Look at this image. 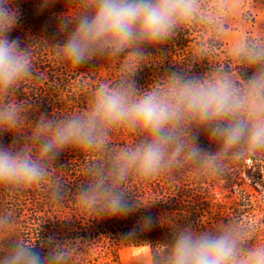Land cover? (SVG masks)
Returning a JSON list of instances; mask_svg holds the SVG:
<instances>
[{"label": "clouds", "instance_id": "9594fccd", "mask_svg": "<svg viewBox=\"0 0 264 264\" xmlns=\"http://www.w3.org/2000/svg\"><path fill=\"white\" fill-rule=\"evenodd\" d=\"M53 2L40 0V6ZM243 7L244 0H68L60 25L65 41L43 43L73 68L96 59L123 63L84 110L41 116L28 127V107L16 93L34 72L32 44L22 47L19 38H9L21 14L13 0H0V133H19L24 141L0 145V264H74L81 252L78 241L49 236L38 245V236L32 241L17 234L18 213L9 205L36 186L46 188L54 204L71 194L83 212L104 219L143 206L134 185L187 170L198 178H223L250 159L264 162V35H241L224 59H215L236 14L242 13L240 23L251 19ZM193 32L199 38L187 60L189 70L137 87L133 77L151 59L147 48ZM203 61L207 72H190ZM119 133L128 134L131 143L115 145ZM201 134L215 147H203ZM73 150L88 157L75 193L54 167L62 153ZM151 226V217L140 224L142 230ZM170 226V242L147 243L146 264H264L256 223ZM124 243H134L131 234Z\"/></svg>", "mask_w": 264, "mask_h": 264}, {"label": "trees", "instance_id": "16d2710c", "mask_svg": "<svg viewBox=\"0 0 264 264\" xmlns=\"http://www.w3.org/2000/svg\"><path fill=\"white\" fill-rule=\"evenodd\" d=\"M13 6L19 9L21 19L9 33V38H19L22 47L32 44L33 50L34 72L16 93L17 100L26 103L28 107V127L35 124L41 116L60 117L84 110L96 88L102 83H110L113 78H84L86 64L79 68L65 65L48 46L62 44L66 39L67 32L61 31L60 25L61 17L68 8V0H54L45 8H41L40 0H13ZM261 35H264V27ZM190 37L191 35L179 34L163 45L147 48L151 59L142 64L134 75L137 87L145 89L167 74L189 70L187 60L193 46ZM178 54L179 61L175 59ZM222 54L220 48L215 59H224ZM99 60L96 59L95 63ZM114 61L121 67L123 61ZM120 67L116 73H119ZM208 70V62L203 61L192 64L190 72L202 74ZM131 139L128 134L119 133L114 137L113 143L119 146L131 143ZM23 142L22 134L0 133V145L15 143L20 146ZM199 143L205 148L215 147L209 144L206 134L200 135ZM87 159L84 153L73 150L62 153L54 163L56 174L63 178L71 193H75L78 184L83 182L82 168ZM160 179V184L153 185L152 188L156 198L161 199L154 210L152 226L146 230L140 228L141 222L134 217L139 207L127 216L114 217L116 220L109 221L106 226L102 223L107 222L108 218H96L95 224L84 228L83 221L88 214L78 207L71 194L64 200L65 206L60 205V210L50 200L44 207L38 202L27 206V211L33 216L30 223L24 222L21 200L11 207L18 213L17 225H23L28 239L35 241L38 236V245L39 239L49 236L60 241L77 242L81 237L80 231L95 230L92 248L108 245L106 254L109 260L106 264H146L151 251L148 244L171 241L173 229L170 225L209 229L221 221L238 219L242 223H256L259 226L257 239L261 241L264 234V162L250 159L223 178H198L191 170H187ZM153 180L144 183L142 187L152 184ZM133 187L135 197L139 200L137 194L140 190L137 185ZM216 187H221L222 191L217 193L214 190ZM40 189L48 194L43 186ZM3 208L4 200L0 197V210ZM129 234L134 243L125 244L122 251L114 247L125 241ZM90 255L91 248H81L75 258L83 264H93L94 260Z\"/></svg>", "mask_w": 264, "mask_h": 264}, {"label": "rangeland", "instance_id": "374dc122", "mask_svg": "<svg viewBox=\"0 0 264 264\" xmlns=\"http://www.w3.org/2000/svg\"><path fill=\"white\" fill-rule=\"evenodd\" d=\"M243 12H249L251 14V19H249L246 23H240L239 17L242 14L241 12H238L236 14V19L233 21L232 24V31L228 36L225 37L223 45L221 47V50L223 52L222 56L225 57L227 53L229 52L232 42L238 38L241 35H251L253 37L261 35L263 32L264 27V0H244V7L242 9ZM191 44L193 45L195 40L199 38V34L196 32H193L191 34ZM176 60H180L179 54L175 56ZM96 60H93L85 65V74L83 75L84 78L95 76L98 79L102 78H108V79H114L118 73H116V70L119 69V64L115 62L114 60H103L100 59L98 63H95ZM213 61L210 60L209 63H212ZM195 180V179H192ZM161 182L160 177L154 178L152 181V184L147 185V187H142L143 184L137 185L139 188V192L137 196L139 197V203L143 206L139 207L134 214V217L139 220L140 222L143 221L145 217H151L154 218V210L156 209V205L158 204V201L161 199L156 198V195L153 191L152 186L153 185H159ZM41 186L34 187L31 191H29L21 200L22 207L21 209L24 211L25 217L24 222H31L32 215L29 214V211H27V206H31L35 202H38L42 204V207L46 206V202L49 200V196L47 193H43L41 191ZM217 193L221 192V187H216L214 189ZM220 198H223V195H220ZM18 203L10 204L9 207L17 205ZM65 206V203L61 204ZM57 210H60V205L56 206ZM113 220H116V218H108L107 222H103L102 225H105L109 221L113 222ZM153 220V219H152ZM96 217L88 215L85 218V221H83L85 224L83 225L84 228L86 226H92V224H95ZM23 225H16V232L18 235L26 237V231L24 228H22ZM106 226V225H105ZM80 238L77 239V241L80 244V248H91V255L90 257L94 260L93 264H106L108 262L107 254H106V248L108 245H104L103 247H97L92 248L94 237L96 236V231L92 229H88L86 232L80 231ZM86 234V235H85ZM28 236V235H27ZM261 242H264V234L261 236ZM122 243L114 245L115 248L118 250L124 249L125 243L124 241H121ZM93 245V246H92ZM74 264H83L82 261H80L78 258H75Z\"/></svg>", "mask_w": 264, "mask_h": 264}]
</instances>
